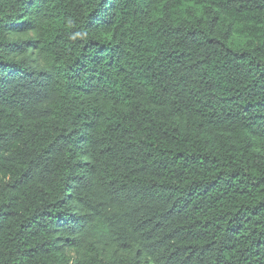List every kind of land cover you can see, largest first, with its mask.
Masks as SVG:
<instances>
[{
  "label": "trees",
  "instance_id": "1",
  "mask_svg": "<svg viewBox=\"0 0 264 264\" xmlns=\"http://www.w3.org/2000/svg\"><path fill=\"white\" fill-rule=\"evenodd\" d=\"M0 264H264V0H0Z\"/></svg>",
  "mask_w": 264,
  "mask_h": 264
}]
</instances>
